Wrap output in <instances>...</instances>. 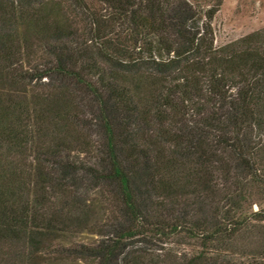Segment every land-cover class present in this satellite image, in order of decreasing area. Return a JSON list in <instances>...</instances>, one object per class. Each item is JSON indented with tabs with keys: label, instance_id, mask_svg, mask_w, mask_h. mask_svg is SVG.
<instances>
[{
	"label": "trees",
	"instance_id": "obj_1",
	"mask_svg": "<svg viewBox=\"0 0 264 264\" xmlns=\"http://www.w3.org/2000/svg\"><path fill=\"white\" fill-rule=\"evenodd\" d=\"M221 2L0 0V264H264V28L215 46Z\"/></svg>",
	"mask_w": 264,
	"mask_h": 264
},
{
	"label": "rangeland",
	"instance_id": "obj_2",
	"mask_svg": "<svg viewBox=\"0 0 264 264\" xmlns=\"http://www.w3.org/2000/svg\"><path fill=\"white\" fill-rule=\"evenodd\" d=\"M212 26L214 29V44L215 46H223L232 41H235L245 35L264 28V0H222L219 10L215 14ZM257 206L253 205V210ZM107 214L101 213V219H105ZM96 237L90 234H83L76 238L75 242L93 243ZM158 248L162 246L159 240H152ZM161 241V240H160ZM176 238L171 240L175 243ZM67 245V242H62ZM58 243L55 244V246ZM178 251H191L193 246L190 241L182 245H174ZM51 264H59L57 262ZM63 264H87L81 261H67Z\"/></svg>",
	"mask_w": 264,
	"mask_h": 264
}]
</instances>
